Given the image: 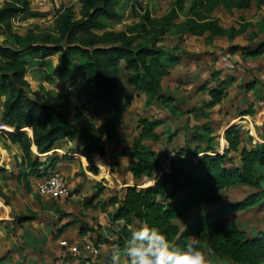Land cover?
Listing matches in <instances>:
<instances>
[{"label": "rangeland", "instance_id": "374dc122", "mask_svg": "<svg viewBox=\"0 0 264 264\" xmlns=\"http://www.w3.org/2000/svg\"><path fill=\"white\" fill-rule=\"evenodd\" d=\"M5 2H13L23 8V3H27L29 11L36 13L26 19L22 14L12 17L13 30L22 36L28 31L38 33L50 29L56 19L71 6L76 13H79L81 8L77 0H0V7ZM217 2L219 4L209 14L204 13L203 18H200L191 7L192 0H135L131 3L119 1L115 7L120 19L115 22L107 21L103 30L96 31L99 35L104 31L124 33L133 39V44L148 46L154 33L169 25L155 41L156 47L176 58L167 68V75L159 77L162 99H150L146 94L136 93L128 87V72L122 67L113 71L117 86L132 95V98L124 100L123 124L119 129L123 146L120 148H132L137 141V144L157 156L165 170L169 160L186 149L190 150V155H194L192 160L195 163L198 159L210 155L209 147L214 148L217 154L224 153L227 149L224 133L231 127L239 129L240 148L255 149L264 142V101L258 97L260 87L250 93L240 88L253 79L264 82V8H257L252 3L247 10L228 9L226 6H231L235 0ZM192 18L197 20V25L193 27L194 34L183 32L184 23ZM213 20L222 29L219 36L207 31L202 33L203 30L198 27ZM233 47H248L252 51H259L260 54L254 57L246 56L240 50H233ZM50 59L56 62L57 56L54 55ZM26 61L28 65L25 81L29 85L30 94H43V100L48 101L50 95L53 99L51 101L59 103L58 109L65 106L71 111L69 120L73 124L76 113L89 119L95 126H100L106 120L104 111L95 110L93 104H89L85 98L86 92L79 82L78 73L74 72L63 79L56 77L53 82H49L46 66L41 62L29 59ZM220 81L229 82L228 97L215 108L207 110L204 104L208 100V90ZM4 101L5 98L0 96V116ZM242 101L254 104L253 116H240L248 108V104H242ZM146 119L154 120L153 133L156 137L150 135L142 138L141 131ZM10 132L0 133V203L7 200L8 205L13 207V224L18 217L20 220L24 219L21 229H24L23 232L28 237L23 238L24 235L18 234L17 231L12 242L13 249H17L15 251L10 247L11 250L6 256L10 253L21 254L20 261L24 264H54L61 257H56L55 249L51 247V241L59 236L53 239L52 235L59 232V228H70L67 235L73 241L77 240L75 247H81L83 244L80 243H86L85 240H90L92 244L98 241L96 244L101 245L99 252L91 254L90 249L89 253L102 262L107 259L105 264H108L109 252L113 251L110 244L114 238L113 223L110 220L117 209L116 204L108 205L109 201L119 202L128 187L146 189L152 186L160 179L161 171L155 172L152 179L144 177L134 181L129 166L131 158L114 157L115 145L104 137L102 142L108 153L106 152L105 157L94 155L89 163L82 159L79 153L84 149L82 141L88 136V131H82L79 127L75 141L60 138L54 143L56 151H51L45 158L38 156L44 161L48 156L58 155L59 164L53 170L68 184L70 196L57 200L43 197L35 190L36 182L43 177H29V185H25L26 178L22 173H29V170L20 166L17 159L20 150L11 145L6 137ZM198 136L209 140L210 146L206 145L204 139L198 140ZM238 162V156L229 153L227 165H237ZM48 166L49 164L46 168ZM43 168L45 167H41ZM261 171L264 176V168ZM125 182L127 183L124 184ZM219 196L220 205L229 203V207H235V210L228 214L229 218H226L228 211L223 212L226 223L238 222L236 226L241 230L245 226L248 231L256 229V233L249 236L251 238L264 232V182L261 189L238 186L220 193ZM5 211V215L10 213L9 210ZM193 213L186 214L176 221V225L184 229L193 221ZM5 219L0 212V222ZM48 228L52 232L48 231ZM100 229H104V234L100 235ZM12 232L15 234L14 230ZM71 238L63 237L58 240L61 253H64V250L70 253L71 246L68 243ZM104 240L108 242L103 244ZM60 242L65 244L61 245ZM80 249L82 247L73 252L74 256L84 260L85 254L79 253ZM2 250L3 246L0 251ZM123 254L124 260L127 259L125 252ZM13 259L17 258L13 256Z\"/></svg>", "mask_w": 264, "mask_h": 264}, {"label": "trees", "instance_id": "16d2710c", "mask_svg": "<svg viewBox=\"0 0 264 264\" xmlns=\"http://www.w3.org/2000/svg\"><path fill=\"white\" fill-rule=\"evenodd\" d=\"M77 1L81 7L79 13L71 6L50 29L38 33L28 31L24 36L13 30L12 17L22 14L26 19L36 13L29 11L27 3H23L25 8L13 2H5L0 7V96L5 98L0 121L14 129L6 137L11 145L20 150L17 156L20 166L29 170V173H22L26 178L25 185H29V177H46L49 170L59 164L58 155L48 156L44 161L38 156L51 152L60 138L75 141L81 127L82 131H88V136L82 141L84 149L81 156L89 163L94 155L105 157L104 137L115 145L114 157L131 158L129 166L134 181L144 177L152 179L155 172L161 171L160 179L152 186L146 189L128 187L119 202L110 200L108 203L117 205L110 220L114 234L110 245L119 250L120 258L125 256L126 239L131 230L146 224L164 234L174 250L183 249L195 236L206 252L209 264H264V232L251 238L238 226H226L222 220L223 212L235 210V207L218 205L221 202L219 194L236 186L262 188L264 142L255 149L240 148L239 129L231 127L224 133L227 145L224 153L217 154L214 148L209 147L210 155L195 163L192 160L194 155H190V150L186 149L169 160L167 170L152 151L137 144V141L132 148H120L123 146L119 129L123 124L124 100L132 98V95L117 86L113 71L122 67L128 72V87L136 93L146 94L150 99H162L159 77L167 75V68L176 58L156 47L155 41L169 25L154 33L150 45L133 44V39L124 33L104 31L99 35L96 31L103 30L107 21L120 19L115 7L117 2L131 3L135 0ZM252 3L257 8L264 7V0H235L226 7L247 10ZM218 4L217 0H192L191 7L196 10V16L203 18L204 13L209 14ZM196 21L192 18L184 23L183 32L193 33ZM198 27L203 30L202 33L207 31L219 36L222 32L215 20ZM233 50H240L243 55L252 57L260 54L248 47H233ZM54 55L57 56L55 65L50 59ZM26 59L46 66L49 82L56 77L63 79L74 72L78 73L79 82L86 92L85 98L95 110L104 111L106 120L100 126H95L89 119L76 113L73 124L69 120L71 111L65 106L58 109L59 103L51 101L49 93H46L49 101L43 100V94H30L25 81ZM228 85V81H220L209 89L204 108L211 110L221 104L228 97ZM258 86L261 90L258 97L264 101V82L253 79L240 88L250 93ZM243 103L248 104V108L240 116H253L254 104ZM143 124L142 138L150 135L156 137L153 133L154 120L146 119ZM197 139H204L206 145L210 146L209 140L204 137L198 136ZM32 147L37 154L32 152ZM229 153L238 156L237 165H227ZM47 164L49 166L46 168ZM192 212L193 221L184 229L176 225V221ZM112 255L109 252L108 264H112ZM120 264H127V259L120 261Z\"/></svg>", "mask_w": 264, "mask_h": 264}, {"label": "clouds", "instance_id": "9594fccd", "mask_svg": "<svg viewBox=\"0 0 264 264\" xmlns=\"http://www.w3.org/2000/svg\"><path fill=\"white\" fill-rule=\"evenodd\" d=\"M124 252L127 264H209L207 254L195 236L183 249L174 250L164 234L146 224L131 230ZM111 260L112 264H120L119 250Z\"/></svg>", "mask_w": 264, "mask_h": 264}, {"label": "crops", "instance_id": "0c3cea01", "mask_svg": "<svg viewBox=\"0 0 264 264\" xmlns=\"http://www.w3.org/2000/svg\"><path fill=\"white\" fill-rule=\"evenodd\" d=\"M262 8H264V7H261V9ZM57 62V61H56ZM56 62H53V60H52V63H53V65H55L56 64ZM251 103V102H250ZM255 109V108H254ZM245 117V116H244ZM26 131H28V130H26ZM29 134V133H28ZM30 135V134H29ZM34 147V146H33ZM33 147H32V152L34 153V154H37V151H36V149H33ZM17 148V147H16ZM35 148V147H34ZM246 148H248V147H246ZM54 149H56V146H55V148ZM53 149V150H54ZM105 149V148H104ZM249 149V148H248ZM19 150V149H18ZM52 150V151H53ZM54 151H56V150H54ZM108 153V151H105V153ZM50 153V152H49ZM80 153V157L83 159V157L81 156V152H79ZM48 154V153H47ZM47 154H45V155H41V157H44L45 158V156H47ZM85 159V158H84ZM45 160V159H44ZM92 160H93V158H92ZM236 187H238V186H236ZM242 187H246V186H242ZM235 188V187H234ZM250 188V187H249ZM232 189V188H231ZM35 190H36V187H35ZM230 190V189H229ZM220 203V202H219ZM218 203V205L219 206H226V205H229V203L227 204V203H222L221 205ZM0 204H2V207H0V212H1V214H2V216H3V218H6L5 220H2V221H4V222H0V246H1V248H2V246H3V250L2 251H0V264H24V263H22L21 261H20V259H21V254H13V253H10L8 256H6V254L11 250V248H12V250H15L16 251V247H14V249H13V245H14V243H12L13 241H14V237H15V235H16V232L18 231V234H21L22 236L24 235V237L23 238H25V237H28V235L25 233V232H23V230L24 229H21L22 228V223H23V221H24V219L23 220H20L21 218L20 217H18L17 219H15L16 220V222L13 224V222H12V220H13V217H14V213L12 212V209H13V207L12 206H10V205H8V203H7V200L6 201H4V203H0ZM117 207V206H116ZM5 210H9L8 212H10V213H8V215H5V214H3V212H6ZM224 211H228L227 212V214H226V218H229V213L230 212H233L234 210H224ZM225 217V215L223 216L222 215V220H223V222H224V224L226 225V226H236V225H238L239 223L238 222H236V223H234V222H229V223H226V221H225V219H223ZM110 220V219H109ZM1 224H2V226H1ZM248 225V224H247ZM240 226V225H239ZM246 227V226H245ZM243 228L242 230L244 231V232H246L247 233V236L249 237L250 235L252 236V235H254L256 232L255 231H257L256 229L255 230H250V231H248L246 228ZM57 228H59V227H57ZM69 229L70 228H64V229H57V230H60L59 232H56V233H58V234H54V235H52V237H53V239H55V237L56 236H59V238H57V239H55L54 241L52 240L51 241V247H54V249H55V254H56V257L58 256V258L59 257H61L60 259H58L54 264H93L94 262H98V263H100V264H105V262L107 261V259L105 260V261H101V260H98V259H96V257H92V255L89 253V250L90 249H95V250H97V252H99V247L101 246L100 244H96V243H91L90 242V240H85V241H87L89 244H86V243H80V244H83L81 247H82V249H80L79 250V253L80 252H83L84 254H85V257L86 258H84V260H79V258H77V257H75L74 256V253L73 252H71L70 251V253H67V251H65L64 250V253L62 252L61 253V248H59L58 247V240L59 239H61V238H63V237H66V238H71L70 236H68L67 235V233H70L69 232ZM12 230H14V233L15 234H13V232H12ZM54 230V229H53ZM104 229H100L99 231H100V235L101 234H104V231H103ZM48 231H50V232H52V230L50 229V228H48ZM55 231V230H54ZM80 231V230H79ZM250 232V233H249ZM11 233V234H10ZM27 235V236H26ZM49 239H51V237H49ZM75 241H73V239L71 238L70 239V241H69V243H68V245L69 246H71V248H76V249H79V248H81V247H79V248H77V247H75L74 246V244H77V240L76 239H74ZM84 241V242H85ZM105 242H106V240H104V242H103V244H105ZM50 243V242H49ZM70 243H72V244H70ZM60 244L61 245H64L65 243H63L62 244V242H60ZM102 244V245H103ZM16 245V244H15ZM11 247V248H10ZM0 248V249H1ZM70 248V247H69ZM70 248V249H71ZM116 252V249H113V251L111 252L112 254H114ZM75 254H77V253H75ZM91 255V256H90ZM12 256V257H11ZM13 256H15L17 259H13ZM87 259V260H86ZM94 259H96V260H94ZM100 259V258H99ZM124 260V257L121 259L120 258V261H123ZM9 261V263H7ZM60 262V263H59ZM48 263V262H47ZM47 263H44V262H39L38 264H47Z\"/></svg>", "mask_w": 264, "mask_h": 264}, {"label": "built area", "instance_id": "2783aa9c", "mask_svg": "<svg viewBox=\"0 0 264 264\" xmlns=\"http://www.w3.org/2000/svg\"><path fill=\"white\" fill-rule=\"evenodd\" d=\"M13 132L14 129L0 121V133ZM29 133V131H27ZM36 190L43 197L51 199L68 198L71 194L70 188L66 181L56 171L52 170L46 177L36 182ZM63 244V243H62ZM71 252H76V248H71ZM91 254H97V250L92 249Z\"/></svg>", "mask_w": 264, "mask_h": 264}]
</instances>
